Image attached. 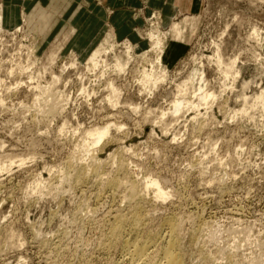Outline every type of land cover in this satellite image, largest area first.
Segmentation results:
<instances>
[{
    "label": "rangeland",
    "instance_id": "obj_1",
    "mask_svg": "<svg viewBox=\"0 0 264 264\" xmlns=\"http://www.w3.org/2000/svg\"><path fill=\"white\" fill-rule=\"evenodd\" d=\"M101 1L0 0V264H264V0Z\"/></svg>",
    "mask_w": 264,
    "mask_h": 264
},
{
    "label": "bare ground",
    "instance_id": "obj_2",
    "mask_svg": "<svg viewBox=\"0 0 264 264\" xmlns=\"http://www.w3.org/2000/svg\"><path fill=\"white\" fill-rule=\"evenodd\" d=\"M2 23V17H1V15H0V24ZM152 33V32H151ZM154 36V35H153ZM108 40H109V37L106 39V42H105V44H103V45H101L97 50H94L95 52L93 53V54H91L92 56L90 57V59H89V62L94 66V67H97L99 64H101V63H98V61H100L99 59L101 58L100 56L101 55H103V54H106V53H108V47H106V46H108ZM161 43H156V47H158L159 45H160ZM111 45V44H110ZM115 46V45H114ZM111 47H113V46H111ZM131 53V52H130ZM128 56V55H127ZM54 57V56H53ZM117 58V57H116ZM216 59H218V62L220 63L221 62V58H220V56H218V58H216ZM217 62V63H218ZM218 63V64H219ZM154 64V63H153ZM128 64H126L125 65V63L123 62V60H121V59H117V61H116V65H115V71L116 72H118V73H122V72H124L125 71V69H126V66H127ZM100 66V65H99ZM230 67V66H229ZM158 68V67H157ZM228 68V67H227ZM156 69V68H155ZM229 69V68H228ZM164 74V73H163ZM202 76H204V75H202ZM164 79H165V76L164 75H162V76H156L154 73H147V74H145L144 75V78H143V81H142V83H143V85L146 87V88H153V87H156L158 84H160L161 82H163L164 81ZM204 79V78H203ZM203 79H201V82H200V84L203 82L202 80ZM111 85V84H110ZM186 85V84H185ZM200 87V86H199ZM110 88H111V90H112V92L114 93V92H116V89L113 87V85H111L110 86ZM202 88V87H201ZM148 90V89H147ZM201 90V89H200ZM46 92V91H45ZM208 98H210V95H203L201 98H200V100H202L200 103H202V102H205ZM109 99V98H108ZM50 100V99H49ZM112 100V98H110V101ZM260 100V99H259ZM206 103V102H205ZM257 103V102H256ZM192 104V103H191ZM260 104V103H259ZM258 104V105H259ZM55 105V104H54ZM194 105V104H193ZM181 106H182V102H180V103H176L175 104V108H174V113H178L179 111H180V109H181ZM109 126H111V125H109ZM109 126H106V127H104V128H98V129H95V130H91V131H88L87 132V141L88 142H92V145H93V148L95 147V146H97V145H99V144H101V142L106 138V137H108V135L110 134V127ZM85 135V136H86ZM86 141V140H85ZM84 141V142H85ZM87 142V143H88ZM84 144H86V142L84 143ZM87 145V144H86ZM88 146V145H87ZM85 148H86V146H84ZM84 148V149H85ZM87 148H91V147H87ZM89 150H91V149H89ZM88 150V151H89ZM87 151V150H86ZM91 152V151H90ZM88 153V152H87ZM99 163V162H98ZM0 171H1V169H0ZM151 184V186H155V187H157V194L159 195V197H163V196H165V194L164 193H162L161 192V190L158 188V185L156 184V183H150ZM132 189H135V187L134 186H132ZM134 191V190H133ZM136 215V214H135ZM137 216V215H136ZM135 216V217H136ZM141 218V217H140ZM139 217H136L135 218V221L137 222V224L140 222V219ZM139 225V224H138ZM169 225V224H168ZM176 225V224H175ZM174 226V225H173ZM169 227V226H168ZM173 233V232H172ZM170 239V238H169ZM168 239V240H169ZM149 240V239H148ZM138 243V242H137ZM151 243V242H150ZM136 245V244H135ZM133 246V245H132ZM139 246V245H138ZM135 247V246H134ZM162 247V246H161ZM152 248V247H151ZM160 248V247H159ZM127 249V248H126ZM161 249V248H160ZM132 250V249H131ZM147 249H145V248H142V247H135L134 248V250H133V258H134V260H141L143 257H146L145 255H146V252H148V251H146ZM156 251H158V250H156ZM155 251V252H156ZM129 252H131V251H129ZM152 253V252H151ZM159 253H160V251H159ZM178 254V253H177ZM176 254V251H175V245H174V243H169L168 245H166L165 246V248H163V250L161 251V253H160V257H161V263H159V264H182V262H181V259L179 258V256ZM158 255V254H157ZM156 256V255H155ZM157 257V256H156ZM148 258H149V256H148ZM147 258V259H148ZM154 258V257H153ZM152 258V259H153ZM131 259V258H130ZM145 259V258H144ZM158 259V258H157ZM143 260V259H142ZM146 260V259H145ZM150 260H151V257H150ZM155 261H157V260H155ZM155 261H153V262H155ZM137 262V261H136ZM141 262V261H140ZM146 262V261H145ZM131 263V262H130Z\"/></svg>",
    "mask_w": 264,
    "mask_h": 264
},
{
    "label": "crops",
    "instance_id": "obj_3",
    "mask_svg": "<svg viewBox=\"0 0 264 264\" xmlns=\"http://www.w3.org/2000/svg\"><path fill=\"white\" fill-rule=\"evenodd\" d=\"M79 0H11L10 6L11 8H17L23 5L22 7H25L27 4H33L38 7V13H59L63 11L66 8H71L72 6H76L79 8V12H81L82 8H88L86 10V13H97V14H104L105 8L104 5H102L101 0H85V2H82L78 4ZM41 7H44L46 9H43ZM35 9V10H37Z\"/></svg>",
    "mask_w": 264,
    "mask_h": 264
}]
</instances>
